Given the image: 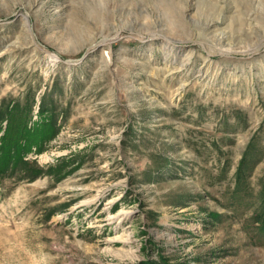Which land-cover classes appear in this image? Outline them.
<instances>
[{
    "label": "rangeland",
    "instance_id": "374dc122",
    "mask_svg": "<svg viewBox=\"0 0 264 264\" xmlns=\"http://www.w3.org/2000/svg\"><path fill=\"white\" fill-rule=\"evenodd\" d=\"M0 264H264V0H0Z\"/></svg>",
    "mask_w": 264,
    "mask_h": 264
},
{
    "label": "bare ground",
    "instance_id": "6f19581e",
    "mask_svg": "<svg viewBox=\"0 0 264 264\" xmlns=\"http://www.w3.org/2000/svg\"><path fill=\"white\" fill-rule=\"evenodd\" d=\"M116 37V36H115ZM104 40V39H102ZM105 41V40H104ZM100 43H103V41L100 40ZM98 45V44H97ZM122 212H119L118 215H120Z\"/></svg>",
    "mask_w": 264,
    "mask_h": 264
}]
</instances>
